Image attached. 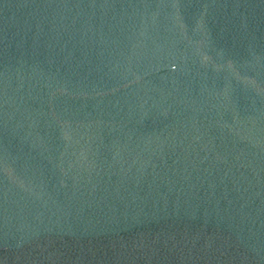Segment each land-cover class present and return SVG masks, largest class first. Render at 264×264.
Returning <instances> with one entry per match:
<instances>
[{"label":"water","instance_id":"obj_1","mask_svg":"<svg viewBox=\"0 0 264 264\" xmlns=\"http://www.w3.org/2000/svg\"><path fill=\"white\" fill-rule=\"evenodd\" d=\"M0 264H264V0H0Z\"/></svg>","mask_w":264,"mask_h":264}]
</instances>
